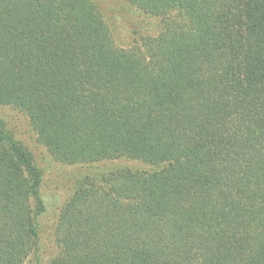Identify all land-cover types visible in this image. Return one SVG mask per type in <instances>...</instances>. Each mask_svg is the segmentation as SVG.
Segmentation results:
<instances>
[{
    "label": "trees",
    "instance_id": "1",
    "mask_svg": "<svg viewBox=\"0 0 264 264\" xmlns=\"http://www.w3.org/2000/svg\"><path fill=\"white\" fill-rule=\"evenodd\" d=\"M157 36L117 46L93 0H0V107L85 176L47 264H264V0H127ZM43 173L0 120V264L39 252ZM40 263V259H39Z\"/></svg>",
    "mask_w": 264,
    "mask_h": 264
},
{
    "label": "rangeland",
    "instance_id": "2",
    "mask_svg": "<svg viewBox=\"0 0 264 264\" xmlns=\"http://www.w3.org/2000/svg\"><path fill=\"white\" fill-rule=\"evenodd\" d=\"M105 17L117 46L131 49L140 45L142 38L157 36L162 28L160 18L134 9L127 0H93ZM0 120L32 154L35 164L42 170V195L48 205L47 212L39 219V252L29 257L25 264H47L58 252L54 226L58 208L71 196L78 178L88 175L98 179L120 169L151 172L152 167L138 160L117 159L92 165L67 166L55 162L39 143L38 136L28 117L12 107H0ZM40 259V263H39Z\"/></svg>",
    "mask_w": 264,
    "mask_h": 264
}]
</instances>
